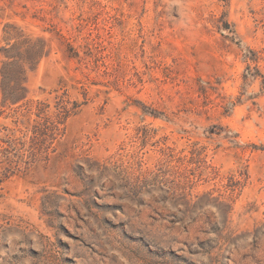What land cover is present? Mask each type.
Instances as JSON below:
<instances>
[{
    "label": "rangeland",
    "instance_id": "rangeland-1",
    "mask_svg": "<svg viewBox=\"0 0 264 264\" xmlns=\"http://www.w3.org/2000/svg\"><path fill=\"white\" fill-rule=\"evenodd\" d=\"M0 264H264V0H0Z\"/></svg>",
    "mask_w": 264,
    "mask_h": 264
},
{
    "label": "trees",
    "instance_id": "trees-1",
    "mask_svg": "<svg viewBox=\"0 0 264 264\" xmlns=\"http://www.w3.org/2000/svg\"><path fill=\"white\" fill-rule=\"evenodd\" d=\"M44 50L38 52L37 60H41L44 57ZM24 61V60H22ZM12 70H17V74H13ZM19 70V74H18ZM24 75V70L20 65L19 61L8 62L4 64V67L1 70V90L3 94L4 101L11 104H17L20 101L24 100V92L26 91L25 79L22 77ZM66 94L61 99V111L59 115L63 117L62 125L65 124L66 120L72 116L74 113V108H69L70 101L65 99ZM48 132L53 136L54 131H58L57 126L54 123L49 122L47 125ZM52 133V134H51Z\"/></svg>",
    "mask_w": 264,
    "mask_h": 264
}]
</instances>
